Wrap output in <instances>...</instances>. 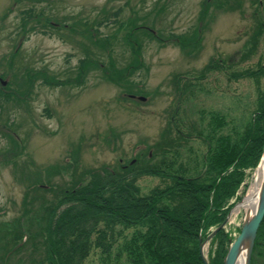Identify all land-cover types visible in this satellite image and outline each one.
I'll return each mask as SVG.
<instances>
[{
	"label": "rangeland",
	"instance_id": "obj_1",
	"mask_svg": "<svg viewBox=\"0 0 264 264\" xmlns=\"http://www.w3.org/2000/svg\"><path fill=\"white\" fill-rule=\"evenodd\" d=\"M202 1L0 0V75L4 78L1 85L8 84L21 99L6 101L0 97V124L16 135L15 142L0 136V156H12L7 162H0V248H5L6 254L3 259L0 252V264H44L43 235L36 236L38 218L44 219L45 215L42 206L53 204L62 191L74 184L77 174L104 166L119 169L133 164L129 174H134V186L146 195L152 188L161 187L162 181L167 183V178L146 173L148 169L162 168L171 149L177 154L176 162L183 161L189 170L182 175L193 178L202 170L205 144L189 128L203 137L200 126L213 114L225 124L216 134L229 133L234 139L250 124L259 99L264 97V38L261 34L253 40L255 48L250 55L247 40L254 30V19L248 0L233 11L207 6L205 18L198 21ZM30 5L35 11L44 9V15L66 17L69 24L75 20L93 23L118 11L119 25L97 27L100 41L110 36V52L102 45L84 48L86 45H79V38L63 28L61 35H47L49 29L34 24L32 31L23 35L18 12ZM255 19L261 21L258 15ZM262 19L264 22V12ZM132 26L136 27L132 38L139 44L134 54L140 58L141 66L133 70L128 80L132 84L127 89H138L141 94L136 95H142L143 100L128 99L123 91L124 82H112L109 76L105 80L99 66L89 65L80 85L67 82L74 78L78 60L87 51L103 68L109 67L106 55L119 70L137 62L125 45ZM145 29L152 36L158 35L162 43L143 37L141 31ZM197 30L199 43L192 51L182 50L190 37L197 35V39ZM170 34L187 36L182 46H177L172 39L168 40ZM208 65L212 69L200 77L199 73ZM28 70L35 73L25 84ZM242 72L251 74L240 77ZM179 77L183 80L177 83ZM43 79L49 84L43 83ZM186 80L192 85L191 90L184 88ZM176 129L181 131L182 138L175 133ZM149 153L151 157H147ZM73 156L77 158L75 173L66 162L72 161ZM243 174L247 191L254 174L251 181L249 170ZM210 179L207 174L202 180ZM29 185L49 190H29ZM233 209L223 228L224 233H233L231 239L245 215L243 209ZM121 228L111 226L113 240L120 233L133 231ZM18 238L25 243L13 251L21 241ZM90 240L96 241L94 234ZM118 241L119 238L115 244ZM203 247L207 256L209 243ZM66 249L65 241L61 250ZM98 252L91 249L80 264H99ZM255 257L256 264H263Z\"/></svg>",
	"mask_w": 264,
	"mask_h": 264
},
{
	"label": "trees",
	"instance_id": "obj_2",
	"mask_svg": "<svg viewBox=\"0 0 264 264\" xmlns=\"http://www.w3.org/2000/svg\"><path fill=\"white\" fill-rule=\"evenodd\" d=\"M242 1L203 0L197 19L203 21L207 6L217 11L224 9L233 11L241 7ZM248 3L252 9L251 17L254 19V30H252L250 40H247L249 42L246 41L251 55L255 48L253 40L261 34L264 38L262 19L264 5L263 0H248ZM117 12L109 17L103 15L104 17L93 23L87 20H75L69 24L66 17L47 16L43 14L44 9L37 8L35 11L30 5L29 8L18 12V18L20 25L23 26L20 28L23 35L27 31H32L31 29L36 25L42 29H49L50 32L47 35L60 34L63 28L67 34L79 38V45H86L84 48L99 45L103 46L106 52L107 49L110 52V46L107 43L110 36L100 41L97 37V27H107L112 23L119 25V21L116 20ZM256 15L260 16L261 21L255 19ZM26 24H31V26L27 27ZM135 29V26L130 27L125 38V45L129 46V51L134 58V53L139 46L138 42L132 38ZM194 31L195 29L193 34ZM141 32L147 40H153L157 44L162 43L158 35L152 36L147 29ZM197 34V39V35L194 39L190 37L183 46L184 48L181 47L182 50L189 48V51H192L194 49L200 40L199 30ZM185 36L187 35L170 34L168 40L172 39L175 45L182 46ZM83 57L78 60L75 76L73 79H68V83L80 85L88 66H99L105 80L109 76L112 82L116 81L120 84L124 82L123 91L126 92V96H142L136 95L141 94L138 89H127L128 85L132 84H129L128 80L133 70L141 66L139 57L135 58L137 62L132 61L120 70L114 68L111 58L107 55L106 60L109 63L107 68H103L97 58V61L94 60L89 51L85 52ZM96 57L100 58L98 55ZM213 66L220 67L216 63H213ZM210 68L212 69L210 65L205 67L199 76L203 77V74ZM25 70L26 68L22 72ZM33 73L35 72L26 71L25 84L29 81L27 78ZM250 74L242 72L239 76ZM3 79L0 75V97L6 101L21 100L16 95V91L10 90L8 84L4 87L1 85ZM179 79L183 80V77L176 78L177 83ZM57 82L52 83L57 84ZM184 82H186L184 88L188 87L191 90L192 85L187 80ZM43 83L49 84L46 79H43ZM257 106L250 119V124L234 139L228 136L229 133L217 135L218 130L224 128L225 124L221 117L213 114L209 116L208 122L200 126L199 131L203 132V137L198 136L196 129L189 128V131H194V136L205 144L200 161L202 170L196 177L189 178L182 175V172L188 173L189 170L187 171L183 161L176 162L178 157L173 149L169 156L164 157L162 168L148 169L146 173L150 177L167 178L168 184L162 181L161 187L152 188L146 195H141L134 186V179H132L134 174H129L133 164L131 166L126 164L119 169H109L104 166L102 169H91L77 174L74 184L62 191L53 204L42 206L41 210L45 213L44 219L38 218L39 224L36 222L39 231L36 236L43 235L41 238L44 246V264H80L89 255L91 249L99 251L96 253L97 259L101 260L99 264H120L122 261L125 264H202L198 256V241L204 240L208 233L216 229L224 221L234 204L240 201L247 187L243 171L249 170L250 176L261 157L264 145V97L259 99ZM180 132L178 129L175 130V133L182 138L183 134ZM0 136L13 138L16 135L6 125L0 124ZM13 141H16L15 138ZM4 154L0 156V162H7L12 158ZM147 157H151V154L149 153ZM149 159L151 158H148V161ZM66 162L67 165H71L69 168L75 173L77 158L73 156L72 161ZM207 174L211 175L209 182L202 180ZM30 185L29 190L35 188L39 190L45 187ZM241 185L243 186L238 191ZM43 190L49 189L45 187ZM113 225L122 227V231L131 228L133 231L124 233V235L120 233L113 240L114 233L111 231ZM107 230H109V235ZM93 234L96 241L91 243L90 239ZM231 234L224 233L223 229L214 234L209 242L208 264H222L229 240H232ZM23 238H18L21 241L14 246L13 251L25 243L22 241ZM117 238L119 241L115 244ZM65 241L67 249L64 251L61 248ZM113 244L116 246L115 249L112 247ZM4 250L5 248H0L3 259L6 257V254H3ZM255 256L264 264V215L256 231L249 264H256Z\"/></svg>",
	"mask_w": 264,
	"mask_h": 264
},
{
	"label": "water",
	"instance_id": "obj_3",
	"mask_svg": "<svg viewBox=\"0 0 264 264\" xmlns=\"http://www.w3.org/2000/svg\"><path fill=\"white\" fill-rule=\"evenodd\" d=\"M264 161V145L262 148L261 157L259 159V162L257 164V167L259 166L260 162ZM241 202V201H240ZM238 204H236L234 207H236ZM233 207V208H234ZM229 215V213H228ZM227 215V217H228ZM264 215V177L261 182L257 205L255 207V210L251 214V216H245L243 215L242 222L240 225V229L238 234L235 236V238L232 241H229V245L227 248V251L223 257L222 264H236L239 255L241 254L242 250L244 249V258L241 264H249L251 251L253 247V242L255 239L256 231L258 226L260 225V222L262 220V217ZM227 221V218L224 219V221L214 230H212L204 240L198 241V256L202 264H208L207 260L203 254V246L209 242V240L214 236V234L223 228Z\"/></svg>",
	"mask_w": 264,
	"mask_h": 264
},
{
	"label": "bare ground",
	"instance_id": "obj_4",
	"mask_svg": "<svg viewBox=\"0 0 264 264\" xmlns=\"http://www.w3.org/2000/svg\"><path fill=\"white\" fill-rule=\"evenodd\" d=\"M264 177V161L260 162L259 166L256 168L253 180L251 184L248 186V189L240 203L236 207H234L233 212L238 208L237 212L240 209L245 211V216H251L255 207L257 205L259 190L261 186V182ZM244 258V249L238 257L236 264H241Z\"/></svg>",
	"mask_w": 264,
	"mask_h": 264
}]
</instances>
